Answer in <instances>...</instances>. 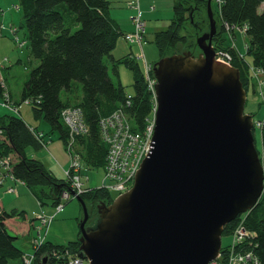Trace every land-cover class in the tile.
I'll use <instances>...</instances> for the list:
<instances>
[{
  "label": "water",
  "instance_id": "water-1",
  "mask_svg": "<svg viewBox=\"0 0 264 264\" xmlns=\"http://www.w3.org/2000/svg\"><path fill=\"white\" fill-rule=\"evenodd\" d=\"M190 52L154 65L157 111L152 149L131 191L99 204V220L79 222L80 258L88 264H210L223 229L252 210L264 191L240 73L215 60L216 25ZM14 239H18L17 236Z\"/></svg>",
  "mask_w": 264,
  "mask_h": 264
},
{
  "label": "trees",
  "instance_id": "trees-1",
  "mask_svg": "<svg viewBox=\"0 0 264 264\" xmlns=\"http://www.w3.org/2000/svg\"><path fill=\"white\" fill-rule=\"evenodd\" d=\"M207 1L172 0V19L164 31L153 36V44L161 59L181 55V48L184 52H194L198 36L209 32ZM18 2L30 56L37 62L24 83L20 102H29L33 120H42L51 132L57 131L59 140L64 144L68 139V131L62 122L61 112L71 105L68 100L62 101L60 93L71 92L74 82L78 83L82 97L77 105L71 107L82 110L89 130L88 138L80 139L86 149V153L81 155L82 162L88 170L103 169L107 148L100 140L99 120L123 105L140 131L152 113V95L135 58L126 55L114 59L112 55L118 40L126 33L121 31L112 18L108 0ZM219 2V13H212L216 17V34L212 46L215 50L228 52L231 66L239 71L240 81L247 94L251 85L249 68L264 74V10L261 13L258 11L264 5V0ZM224 26L245 29L247 48L242 57L229 45H224ZM105 60L109 62L117 79L119 65L132 72L129 107L124 104L127 99L124 87L119 82H112ZM2 92L0 80V97ZM0 130L3 132L0 154L8 156L10 161L6 178L12 177L23 183L42 206H57L62 192L70 190V185L66 179L56 177L41 161L27 156L29 149L37 151L40 148V140L34 136L37 128L31 130L22 117L5 113L0 114ZM261 144L264 149V128ZM81 198L90 203L89 220H93V213L97 215L96 205L99 202L106 205L112 202L111 195L101 189H91L82 194ZM24 220L22 211L0 209V264H9L10 261L24 264V252L16 246L17 239H14L17 234L26 231ZM242 222L246 230L255 234L251 246L245 248L244 254H251L258 264H264V191L252 210L224 227L222 237L231 236ZM45 237L44 243L35 252L32 251L35 256L33 264H66L68 256L80 255L77 240L60 245ZM228 247L221 243V250H227Z\"/></svg>",
  "mask_w": 264,
  "mask_h": 264
},
{
  "label": "rangeland",
  "instance_id": "rangeland-1",
  "mask_svg": "<svg viewBox=\"0 0 264 264\" xmlns=\"http://www.w3.org/2000/svg\"><path fill=\"white\" fill-rule=\"evenodd\" d=\"M108 1L110 2V13L112 14V16L120 20L122 27L126 32L132 33L134 31V25L130 18V22L132 26L130 27L128 15L130 16L131 13L132 15H135V12L132 8L128 7V3L134 0H108ZM219 5H220L219 0H211L210 3L211 12L218 14ZM139 7L140 10L142 11L141 14L143 13L142 17H143L144 33H145L143 35V41L140 43L128 42L125 40V38L123 39V37H121L118 40L117 44L127 49L131 48L135 53H137L138 51V59L136 58L135 59L142 71L143 77H146V75L151 74L150 71H152V64L157 63L161 59L159 57L157 48L153 44V35L156 32L165 30L167 28L168 20L171 19L172 17V0H140ZM151 7L155 8L154 12H151ZM263 10H264V5H262L258 11L259 13H261ZM3 13L5 14V17L3 20L1 19V21L4 24L3 25L4 28H6V26L9 27L6 31L8 32V35L10 34V37L5 35L4 28L0 24V61L1 60L3 61L5 59L4 60L5 63L1 62L0 65L1 67L0 80H1V88L3 90L2 95L0 97V114L7 113L14 116L22 117L24 121L31 126L30 127L31 130H33V128L36 127L37 128L36 131L38 132L35 133H42L44 135V137L39 139L40 140L39 150L35 151L33 149H29L28 151H32V152L35 151L37 159H39L41 155V160L44 161V164L46 166H49L56 176L62 177L63 173L61 169L62 168L65 169L68 166V156H67L68 154L65 150L66 143L63 144V142L59 140V133L57 131L51 132L50 127L44 121L41 120L37 122L33 120L29 102L27 101L20 102L21 91L23 89L24 83L28 79L29 72L36 67L37 62L30 56L29 43L27 41L26 29L23 27V21L21 19V12L19 8L18 0H0V18ZM212 17L213 20L216 22L215 20L216 17H214L213 15ZM20 23L22 25L21 27H20ZM13 25L16 27H14ZM223 28H224L223 29L224 37L226 38L225 40L226 42H224V45L225 46L229 45V47L237 51L240 57L245 55L247 48L246 47L247 39L244 33L245 29L244 30L241 28L232 29L226 26H224ZM149 50H151V53L148 52ZM180 51L186 53L184 52L185 50L183 51V48H181ZM216 51L218 52L222 50L214 49L215 53ZM223 52L226 51L223 50ZM191 54L197 58L201 53L197 47L194 48V52ZM114 55L118 56L116 52H114ZM169 57L170 56H168L167 58ZM153 58L155 60L152 62ZM247 60L249 62L248 58ZM105 63L108 64L109 67L108 74L112 82L114 84H117L118 82L121 83V85L124 87L127 97H131L130 96V94H132L131 85L133 81L132 72L127 68H125L124 66L119 65L118 79H117L112 73L109 62L105 60ZM249 76H250L251 85L246 94V103H245L243 115L244 116L247 115L251 117V122L253 125L254 147L258 154V158L261 163V166L264 168V149L261 144V132L262 129L264 128V75L258 74L255 70H253V68L251 69L249 68ZM148 81L150 85L155 84L156 86L157 81L153 82L151 77L148 79ZM149 83L147 84V89L149 88L148 86ZM148 91L151 93L153 100L152 113L149 117V121L150 123H152L155 116V113H153L154 112L153 109L155 107L156 98L154 99L153 92H151L150 88L148 89ZM81 94L82 92L80 85L74 82V84L72 85L71 92L62 91L60 93V98L62 99V101L68 100L69 104L73 106V105H77V102L82 97ZM125 103H127V99L125 100ZM71 106L65 109L79 108V107H75V106L71 107ZM130 121L132 122V120ZM63 124L66 127L67 131H69L65 123ZM84 126H86L85 128L87 129L85 130V133H81L78 136H74V140H75L74 148L76 149V153L79 154L81 161H82L81 155L86 153L85 152L86 149L81 144L80 139L86 140L89 135V130L87 125ZM133 127L136 130H138L135 125H133ZM51 165H53V167ZM87 175H88L87 186L90 189L101 187L103 183V169H99L97 171L88 170ZM16 182L19 183L20 181H16ZM19 184L22 187H25L23 183L20 182ZM27 190L29 194L33 197L31 191L29 189ZM5 192L11 195L15 193V190L9 187L8 189L6 188ZM0 197H2L1 194ZM12 199L13 198L11 196H4V201H6L7 205L9 206H14V204L12 203ZM34 200L36 201L39 212L41 211L40 209H42L43 207L45 211H53L54 209L53 207L51 208L50 206H42L37 199L34 198ZM17 202L19 203L17 204V206H22L24 210L28 212L29 215L31 214L32 202H29V200L27 202L26 198L24 197L19 198ZM63 206H64L63 208H65L64 210L65 212L61 214L56 221H54V224L52 225V227H50L49 230L51 236L50 240L53 243L60 245L66 244L68 240L73 237L74 230H76V227L78 228L79 221L83 220V212L81 211L80 205L76 201V197H73L72 199L68 200V202L65 203ZM89 207H91L90 203H88L86 207L88 212V220L90 219L89 217L91 216L89 215ZM38 216L40 215L38 214ZM38 216H35V220L37 223V225L35 226L36 231L38 230L40 234L46 233L45 235L47 236V232L50 225H48V223L43 225L42 224L43 222L41 223V219L38 218ZM76 219L78 221H76ZM92 219H93V224L89 225V228H94V226L96 225L97 221L99 220L98 213L97 215L93 213ZM87 228L88 227H86L85 229ZM22 234L24 233H21L20 238L16 241L15 244L19 249L26 250L28 248V244L22 238ZM43 237L44 236L39 237V235L37 237H34L30 242L31 245L30 247H34V249L37 250L45 241V239L42 240ZM37 238H39V240H36ZM236 240H237V236L236 233L234 232L233 234H231V236L222 237L221 243L223 246L229 245L230 247H232L233 243ZM33 241H36L39 244V246L34 245ZM66 253L69 254L68 251ZM78 257L81 263L83 262V264H88L87 260L80 258V256ZM9 264H16V263L14 261H10ZM237 264H239V262Z\"/></svg>",
  "mask_w": 264,
  "mask_h": 264
},
{
  "label": "built area",
  "instance_id": "built-area-1",
  "mask_svg": "<svg viewBox=\"0 0 264 264\" xmlns=\"http://www.w3.org/2000/svg\"><path fill=\"white\" fill-rule=\"evenodd\" d=\"M139 1L140 0H134L128 3V7L132 8L135 12V15H132L131 17L132 23L134 25V31L123 36V39L125 38V40L128 42L140 43L143 41L144 24L141 20L142 14L139 7ZM153 10L154 7H151V11ZM215 58L219 62L231 65V58L227 52L216 51ZM255 71L258 74L264 75L261 71ZM151 72L152 71H150V73ZM154 85H150L149 83L148 86L151 89V92H153L155 99V91L153 88ZM130 99L131 97H128L126 103L127 105L129 104ZM156 108L157 107L155 103L153 113H156ZM61 119L69 129L65 150L70 156V166L69 170L66 172V177L70 185L71 193H62L59 204L56 206V209L54 207L55 214L61 212L64 207L63 205L67 203L68 200L73 198L72 193H74L76 197H81L82 194L87 193L90 190V188L87 186L88 175H85L82 172L80 167L81 160L79 154L76 153V149L74 148V136L85 133V130H87L85 128L86 126H84L85 124L82 112L80 108L64 109L61 112ZM130 120L132 119L129 118L124 110V107L120 106V108L114 111L113 114L102 119L99 123L101 139L107 148L105 166L103 168L102 184L107 191L115 194H118V192L123 193L130 188L141 161L146 157L150 149L155 130V116L152 123H150L148 118L140 131L133 127L135 123L133 120V123ZM2 137L3 132L0 130V140ZM9 164V157L0 154V184H3L6 175H8L7 173L9 170ZM10 178L14 180L12 177ZM49 216L40 215L38 218L41 219V223L43 222V225L47 223L49 225L51 220L54 218V216ZM237 230L234 231L236 233L237 240L233 243V246H229L227 250H222L220 252L221 254H219L217 258L210 264H237L238 262L239 264H258L257 260L251 254L245 255L243 251H241V245L244 240H242V237L240 236L241 234H239ZM240 230L243 231V229ZM45 234H40V232L37 230V236H44L42 240L46 238ZM243 235L244 239L248 236L245 231H243ZM36 240H39V238ZM34 245L39 246L36 241H34ZM66 255L68 254L66 253ZM68 258L69 262L66 264H83V262H80L78 256H68Z\"/></svg>",
  "mask_w": 264,
  "mask_h": 264
},
{
  "label": "crops",
  "instance_id": "crops-1",
  "mask_svg": "<svg viewBox=\"0 0 264 264\" xmlns=\"http://www.w3.org/2000/svg\"><path fill=\"white\" fill-rule=\"evenodd\" d=\"M128 2H130V1H128ZM127 2V3H128ZM18 6V5H17ZM173 9V8H172ZM19 11V10H18ZM155 11V8H154V10L153 11H151V12H154ZM142 12V11H141ZM111 14V13H110ZM111 16H112V14H111ZM131 16H132V13L130 14V16L128 15V17H129V25H130V27H132L131 26V22H130V18H131ZM142 16H143V13H142ZM172 16H173V12H172ZM4 17H5V14L3 13L2 15H1V18H0V24L2 25V27L4 28V24L2 23V21H1V19L3 20L4 19ZM112 18L117 22V24L119 25V27H120V29H121V31L123 32V33H129V32H126L124 29H123V27H122V24H121V22H120V20H118L117 18H115L114 16H112ZM22 19V18H21ZM21 19H20V21H21ZM142 19H143V17H142ZM171 19H172V17H171ZM171 19H169L168 20V23H167V26H168V24H169V22H170V20ZM14 26V25H13ZM22 25H21V23H20V27H21ZM10 27H11V25H10ZM14 27H16V26H14ZM9 27L8 26H6V28H4V31H5V35L6 36H9L10 37V34L8 35V32L6 31L7 29H8ZM157 33V32H156ZM154 36V35H153ZM124 42V41H123ZM118 43V42H117ZM137 50H138V48H137ZM114 52H116V54L118 55V56H115L114 55ZM149 53H151V50H149L148 51ZM129 54H132V55H138V51H137V53H135L134 51H133V49H131V48H129V49H127V48H125V47H121L119 44H117L116 45V48L114 49V51H113V53H112V55H113V58L114 59H118V58H121V57H123V56H126V55H129ZM5 60V59H4ZM4 60L2 61H0V65H1V62H4ZM155 59L153 58L152 59V62L154 61ZM5 63V62H4ZM1 68V67H0ZM28 125V124H27ZM30 126V125H29ZM31 127V126H30ZM38 132V131H37ZM27 156L29 157V158H35V159H37V157H36V152L35 151H27ZM37 160H39V161H41L43 164H44V161H42L41 160V155H40V158L39 159H37ZM45 165V164H44ZM52 167H53V165H51ZM45 167L48 169V170H50L53 174H54V172L52 171V169L49 167V166H46L45 165ZM62 170V173H63V168L61 169ZM55 175V174H54ZM56 176V175H55ZM63 176H64V174H63ZM63 176L62 177H59V178H63ZM56 177H58V176H56ZM17 183V184H16ZM20 183V182H19ZM18 182H16V181H14V180H11V179H9V178H6L5 180H4V182H3V185H2V187L0 188V194H1V196L2 197H0V209L1 210H5V211H10V210H16V211H18V212H20V211H22V212H24V217H25V220H24V222H25V224L27 225V229H26V231L24 232V234H22V238L25 240V242L28 244V248L26 249V250H23L24 252L26 251V252H29L30 250H31V248H30V242L32 241V239L34 238V237H37V231H36V225H37V223H36V220H35V216H38V214L39 215H47V216H49V215H53L54 216V218H53V221L51 222V224H50V226H49V229H48V232H47V238L48 239H50V232H49V230H50V227H52V225L54 224V221H56L57 220V218H59V216L61 215V214H63L65 211V208H63V210L61 211V212H59L58 214H55L54 213V209H53V211H45L44 210V207L42 208V209H40L41 211L39 212V209H38V207H37V204H36V201L34 200V196L32 197L30 194H29V192H28V190H27V188L26 187H22L20 184H19ZM8 187H10V188H12L13 190H15V193L14 194H8V193H6L5 192V190H6V188H8ZM4 196H11L13 199H12V203L14 204V206H9V205H7V203H6V201H4ZM22 197H24V198H26V200H27V202H28V200H29V202H32V212H31V214L29 215L28 214V212L27 211H25L24 210V208L22 207V206H17V204H19L18 202H17V200L19 199V198H22ZM52 208V207H51ZM19 221L21 222L22 220H20L19 219ZM76 221H77V219H76ZM20 236H21V233H19V235L17 234V238L19 239L20 238ZM77 238H78V228L76 227V230H74V235H73V237L71 238V239H69L68 240V242H70V241H75V240H77ZM17 239V240H18ZM67 242V243H68Z\"/></svg>",
  "mask_w": 264,
  "mask_h": 264
},
{
  "label": "bare ground",
  "instance_id": "bare-ground-1",
  "mask_svg": "<svg viewBox=\"0 0 264 264\" xmlns=\"http://www.w3.org/2000/svg\"><path fill=\"white\" fill-rule=\"evenodd\" d=\"M141 20H142V22H143V19H142V16H141ZM161 31H164V30H161ZM132 58L134 57V58H136V59H138V55H132V54H129ZM173 56H177V55H173ZM172 57V56H171ZM133 58V59H134ZM135 59V60H136ZM161 60V59H160ZM159 60V61H160ZM158 61V62H159ZM217 61V60H216ZM218 63H221V64H224V65H226V66H229V67H232L230 64L229 65H227V64H225V63H223V62H219V61H217ZM156 63H154V64H152V72H151V74L150 75H146V77H144V81H145V85H146V87H147V84L149 83V81H148V79L151 77V79L153 80V81H156V78L154 77V72H153V68H154V65H155ZM157 84V83H156ZM153 88H154V91H155V85L153 86ZM155 98H156V95H155ZM127 99H128V97H127ZM125 106L126 107H129L130 106V100H129V104L127 105L126 103H125ZM156 107H157V102H156ZM81 110V109H80ZM156 111H157V108H156ZM81 112H82V110H81ZM82 115H83V112H82ZM155 115H156V113H155ZM106 117H108V116H106ZM106 117H103V118H101L100 120H99V123H100V121L102 120V119H104V118H106ZM83 120H84V117H83ZM99 123H98V126H99ZM252 134H253V127H252ZM41 135V136H40ZM99 135H100V129H99ZM34 136L37 138V139H40V138H42V137H44V135L42 134V133H36V134H34ZM40 136V137H39ZM153 136H154V134H153ZM100 140H101V142H102V139H101V135H100ZM152 141H153V137H152ZM1 142V141H0ZM151 145H152V142H151ZM151 149H152V146H150V149H149V151H148V153H147V155H146V157L141 161V163H140V165H139V167H138V170L136 171V173H135V176H134V178H133V181H132V184H131V186H130V188L129 189H127V191H125V192H123V193H121V192H118V194H115V193H111V192H109V191H107L105 188H104V185L102 184L101 185V187H99V188H95V189H101V190H104V191H106L109 195H111V197H112V202L109 204V205H111L118 197H121V196H123L124 194H126V193H128L129 191H131V189L133 188V185H134V180H135V177H136V175H137V173L140 171V169H141V165H142V163H143V161L147 158V156L149 155V153H150V151H151ZM68 156V166H67V168H65V169H63V174H64V176H63V178L64 179H66L67 181H68V179H67V177H66V172L69 170V166H70V156L69 155H67ZM80 167H81V170H82V172L85 174V175H87L88 174V168L83 164V162L81 161L80 162ZM11 179V178H10ZM2 185L3 184H0V188L2 187ZM26 187V186H25ZM9 188V187H8ZM7 188V189H8ZM91 190V189H90ZM64 192H68V193H71V189L70 190H65V191H63L62 193H64ZM62 195V194H61ZM72 196L73 197H76L75 195H74V193H72ZM61 197V196H60ZM79 198H81V197H79ZM82 199V198H81ZM83 200V199H82ZM84 201V200H83ZM84 203H85V205H86V207H87V205H88V203H86L85 201H84ZM99 204H104V205H106L105 203H103V202H99L97 205H96V208H97V206L99 205ZM109 205H106V206H109ZM98 212V211H97ZM248 213V212H247ZM246 214V213H245ZM50 217V216H49ZM51 217H53V215H51ZM78 219V218H77ZM80 219V218H79ZM237 219V218H236ZM235 219V220H236ZM234 220V221H235ZM53 221V219L51 220V222ZM78 221V220H77ZM81 221V220H80ZM79 221V222H80ZM51 222L49 223V225L51 224ZM89 223V224H88ZM232 223V222H231ZM91 224H93V220H88L87 221V225H86V227H88L89 228V225H91ZM230 224V223H229ZM228 224V225H229ZM92 227V226H91ZM237 229H239V230H237ZM240 229H243V231H245V233L248 235L245 239H244V235H243V231L242 230H240ZM237 230V232H239V234H241L240 236L242 237V240H244L243 241V243H242V245H241V251H243V253L245 252V248L247 247V246H251V244H252V240L254 239V237H255V234L254 233H252V232H250V231H248V230H246V228L243 226V222L242 223H239L238 224V226H237V228L234 230V231H236ZM81 236V234H80V230H79V223H78V238H77V241L79 242V237ZM34 242V241H33ZM31 248V250L29 251V252H24L23 253V256H22V260H23V263L24 264H33L34 263V261H35V256H34V254H33V252H35L36 251V249H34V247H30ZM224 250V249H223ZM33 251V252H32ZM220 251H222L221 249H220ZM220 251H219V254H221L220 253ZM218 254V255H219ZM55 257H57V255L55 256ZM58 258V257H57Z\"/></svg>",
  "mask_w": 264,
  "mask_h": 264
}]
</instances>
